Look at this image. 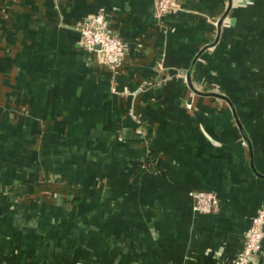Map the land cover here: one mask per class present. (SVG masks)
<instances>
[{
	"label": "crops",
	"instance_id": "crops-1",
	"mask_svg": "<svg viewBox=\"0 0 264 264\" xmlns=\"http://www.w3.org/2000/svg\"><path fill=\"white\" fill-rule=\"evenodd\" d=\"M231 1L191 70L229 104L183 75L228 0L160 17L154 0H0V264L231 263L264 206V0ZM99 11L125 45L113 68L74 29Z\"/></svg>",
	"mask_w": 264,
	"mask_h": 264
},
{
	"label": "built area",
	"instance_id": "built-area-1",
	"mask_svg": "<svg viewBox=\"0 0 264 264\" xmlns=\"http://www.w3.org/2000/svg\"><path fill=\"white\" fill-rule=\"evenodd\" d=\"M154 9L159 17L178 10L174 0H154ZM105 22L106 15L99 11L74 29L79 33L84 48L97 47L104 63L113 68L125 48L121 40L107 29ZM189 195L193 198V209L196 212L210 213L218 206L217 196L213 192L198 190L189 192ZM263 234L264 206L251 217L243 245L230 264H256L257 257L264 258Z\"/></svg>",
	"mask_w": 264,
	"mask_h": 264
},
{
	"label": "water",
	"instance_id": "water-1",
	"mask_svg": "<svg viewBox=\"0 0 264 264\" xmlns=\"http://www.w3.org/2000/svg\"><path fill=\"white\" fill-rule=\"evenodd\" d=\"M231 3H232V1H231V0H228V3H227V7H226V9L224 10V12H223L222 15L219 17V19H218V21H217V23H216V37H215V39H214L210 44H208V45L204 46L202 49H200V51L197 53V55H196V56L194 57V59L192 60V62H191V64H190V66H189L187 72H185V73L183 74V75H185V81H186L187 86H188V87H189L194 93H199V94H203V95H212V96H214V97L222 98V99H225V100H227V101H228L227 97H226L225 95L219 93V92H213V91H207V92H204V91H198L196 88H194L193 83H192V80H191V70H192V67H193V65H194V62H195V60L197 59L198 55H199L204 49H206L207 47L213 46V45L217 42V40H218V38H219L220 29H221V26H222V24H223V20H224V18L226 17V15L228 14V11H229L230 8H231ZM110 32H111V31H110ZM111 33H112V32H111ZM123 45H124V43H123ZM124 48H125V45H124ZM96 49H97V47H96ZM124 50H125V49H124ZM228 103H229V101H228ZM229 104H230V103H229ZM232 113H233V115H234V117H235V119H236L237 125H238V127H239V129H240V133H241V135H242V138L244 139V141H246V143L248 144L249 149H250L251 146H250L249 140H248L247 136L245 135V133H244V131H243V129H242L241 123L239 122V120H238V118H237V116H236V113H235V111H234V108H232ZM250 151H251V149H250Z\"/></svg>",
	"mask_w": 264,
	"mask_h": 264
},
{
	"label": "trees",
	"instance_id": "trees-1",
	"mask_svg": "<svg viewBox=\"0 0 264 264\" xmlns=\"http://www.w3.org/2000/svg\"><path fill=\"white\" fill-rule=\"evenodd\" d=\"M142 125H143V123H142ZM143 128H144V130L146 131L145 132V137L147 138V139H150V136H151V130H150V128H148V126H146V125H143ZM157 156H158V154H157V151H151L149 154H148V160H147V166H148V169L149 170H151V168L154 166V164H155V159H157Z\"/></svg>",
	"mask_w": 264,
	"mask_h": 264
},
{
	"label": "rangeland",
	"instance_id": "rangeland-1",
	"mask_svg": "<svg viewBox=\"0 0 264 264\" xmlns=\"http://www.w3.org/2000/svg\"><path fill=\"white\" fill-rule=\"evenodd\" d=\"M263 207V206H262ZM256 213V212H255ZM246 232H247V230H246ZM245 232V233H246ZM264 235V234H263ZM263 241V240H262ZM263 243V242H262ZM264 246V245H263ZM257 259H262V257H257ZM81 263H83V264H87L86 262H81ZM77 264H80V263H77Z\"/></svg>",
	"mask_w": 264,
	"mask_h": 264
}]
</instances>
